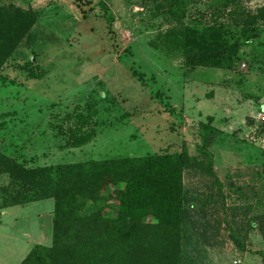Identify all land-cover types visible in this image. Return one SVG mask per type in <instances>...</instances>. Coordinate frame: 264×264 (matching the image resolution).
Listing matches in <instances>:
<instances>
[{
  "label": "rangeland",
  "instance_id": "obj_1",
  "mask_svg": "<svg viewBox=\"0 0 264 264\" xmlns=\"http://www.w3.org/2000/svg\"><path fill=\"white\" fill-rule=\"evenodd\" d=\"M84 1L85 19L75 0H0L38 13L0 73V206L11 182L1 158L38 169L184 149L198 165L183 177L191 218L180 264H263L256 217L264 215V23L250 18L264 0H185L179 22L160 1ZM181 27L204 31L209 51L235 53L231 68L189 65L186 50L161 38ZM29 60L43 68L41 79L20 69ZM88 104L95 137L70 147L69 130L90 115ZM200 123L209 124V159L197 150ZM119 187L101 182L82 214L114 218ZM52 209L49 199L0 216V264H19L36 238L50 245Z\"/></svg>",
  "mask_w": 264,
  "mask_h": 264
},
{
  "label": "trees",
  "instance_id": "obj_2",
  "mask_svg": "<svg viewBox=\"0 0 264 264\" xmlns=\"http://www.w3.org/2000/svg\"><path fill=\"white\" fill-rule=\"evenodd\" d=\"M25 1L21 0V3L27 4ZM155 1L165 5L166 14L174 21L179 22L183 17L185 0ZM75 2L85 19L82 7L89 2ZM37 20L38 13L30 7L0 4V73ZM250 20L264 23V8ZM161 38L173 49L186 50L191 66L229 70L234 63L235 53H226L223 49L208 50L209 40L204 31L173 28ZM20 69L30 80H39L44 75L43 68L32 60ZM133 76L138 81L143 77L136 72ZM87 110L90 115H78L81 124L69 130L70 147L84 146L95 137L90 122L95 113L94 106L88 104ZM208 125L199 124L201 145L197 150L209 159L211 155L206 150ZM1 161L11 182L4 190L8 203L0 206V211L49 199L53 201L50 246H32L19 264H180L181 241L191 218V211L184 205L183 177L187 169L198 165L184 149L177 153L38 169L25 168L4 158ZM210 175L221 191L211 168ZM107 180L113 186H120L114 196L116 216L107 218L99 212L82 214L85 202L99 198L97 185ZM10 187H20V191H10ZM147 218L155 223L144 222ZM256 220L260 222L258 227H252L258 228L264 242V215ZM230 238L242 247L233 233ZM261 259L264 264V252Z\"/></svg>",
  "mask_w": 264,
  "mask_h": 264
},
{
  "label": "crops",
  "instance_id": "obj_3",
  "mask_svg": "<svg viewBox=\"0 0 264 264\" xmlns=\"http://www.w3.org/2000/svg\"><path fill=\"white\" fill-rule=\"evenodd\" d=\"M17 207H23V206H16V207H11V208H8V209H4L3 211H0V216L2 217H6V216H11L10 214L12 213L10 210H12V209H15V208H17ZM16 216V215H15ZM46 236V238L47 239H49V235L48 234H46L45 235ZM36 240V243H34L32 246H34V245H42V246H46V247H49L50 245H44V244H42L41 243V239H38V238H36L35 239ZM50 243H51V234H50ZM31 246V247H32ZM31 247H30V249H31ZM29 249V250H30ZM28 250V251H29ZM28 253V252H27ZM26 253V254H27ZM26 256V255H25Z\"/></svg>",
  "mask_w": 264,
  "mask_h": 264
}]
</instances>
